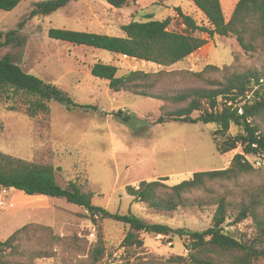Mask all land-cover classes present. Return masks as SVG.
<instances>
[{
    "label": "rangeland",
    "instance_id": "374dc122",
    "mask_svg": "<svg viewBox=\"0 0 264 264\" xmlns=\"http://www.w3.org/2000/svg\"><path fill=\"white\" fill-rule=\"evenodd\" d=\"M39 1L43 0H23L11 11L0 10V33L4 37L0 43L7 32L16 31L12 42L0 46V56L10 54L26 72L56 84L77 103L89 107H73L52 100L49 113L31 117L21 102L15 110L0 102V153L53 165L61 185L76 181L84 192L93 195L96 205L111 212L131 211L148 222L166 224L173 229L208 228L215 206L193 205L171 214L156 213L146 203L134 202L126 186L164 177H168L166 183L173 185L191 178L197 171L225 169L231 165L234 155L242 152L241 148L221 154L217 143L222 138L215 136L218 125L214 123H157L161 115L175 106L131 92H115L108 81L92 75L91 67L96 62L113 64L118 67V76L131 70L177 71L163 86L171 89L202 86L204 83L189 73L204 71L208 65L217 67L205 72L215 81H224L231 73L247 69L264 71V42H259L256 51L246 52L235 37L209 38L206 34L208 42L203 47L186 60L164 67L56 40L48 32L50 28H65L123 36L122 25L132 20H148L149 15L157 19L171 17L170 29L182 31L185 25L176 7L199 25H209L192 0H129L122 8L111 6L106 0H77L48 15L30 17L34 4ZM237 2L221 0L227 20ZM117 111L130 115V120L116 116ZM258 124L264 130V117ZM237 132L238 127L232 125L230 133ZM246 157L253 163L252 171L230 181L212 183L208 190H199L195 195L210 199L223 194L245 203L259 200L258 209L264 215V160L259 155ZM28 224L30 228L19 235L15 246L2 254L4 260L84 264L89 249L100 235L106 246L103 264H121L140 257L166 261L173 255L188 254L184 239L176 233L169 236L143 233L142 249H125L121 242L128 227L123 223L104 220L96 226L87 218L83 207L63 198L28 196L15 189H2L0 240H6ZM35 253L48 255L36 258ZM258 264H264V259Z\"/></svg>",
    "mask_w": 264,
    "mask_h": 264
},
{
    "label": "trees",
    "instance_id": "16d2710c",
    "mask_svg": "<svg viewBox=\"0 0 264 264\" xmlns=\"http://www.w3.org/2000/svg\"><path fill=\"white\" fill-rule=\"evenodd\" d=\"M22 1L0 0V10L11 11ZM72 1L77 0L36 2L30 17L48 15ZM106 1L116 8L129 4V0ZM192 1L206 16L209 25H199L193 17L176 7L175 11L185 25L182 31L170 29L171 17L157 19L149 15L148 20H132L122 25L123 36L65 28H50L48 35L56 40L103 49L164 67L186 60L203 47L208 42V38L204 36L206 34L209 38L215 35L235 37L246 52L256 51L259 42H264V0H238L229 20L226 19L221 0ZM15 33V30L7 32L0 46L12 42ZM2 38L3 34L0 33V39ZM216 68L208 65L204 71L189 73L202 81V86L171 89L163 86V83L177 74V71L131 70L118 76V67L113 64L96 62L91 67L92 75L108 81L110 89L115 92H131L175 106L161 115L157 123H214L218 125L215 136L222 138L217 143L221 154L241 148L242 152L235 154L231 165L225 169L197 171L191 178L173 185L166 183L168 177H164L142 180L138 186H126V191L134 202L146 203L156 213L171 214L193 205L215 206L212 221L205 230L173 229L166 224L148 222L131 211L125 214L111 212L96 205L93 195L84 192L76 181H70L66 186L61 185L53 165L27 161L4 153H0V191L15 189L28 196L63 198L83 207L87 211V218L96 226H100L104 220L123 223L128 227L121 242V247L125 249H142L145 244L143 233L155 236L176 233L184 239L188 250L186 256L173 255L166 261L140 257L121 264H258L264 259V215L258 209L260 201L253 199L248 203L237 202L223 194H216L210 199H201L195 195L199 190H208L212 183L230 181L252 171L253 163L247 159V155H259L264 160V130L258 124V120L264 117V71L247 69L231 73L224 81H215L208 78L205 72ZM249 93L251 97H248ZM220 98L224 100L222 103ZM243 99L245 101L241 104ZM52 100L73 107H89L77 103L69 92L56 84L26 72L10 54L0 56V102L8 104L11 110H15L16 104L21 102L26 107V113L35 117L39 113H49ZM225 101H231L232 104L228 105ZM219 103L223 105L221 110L217 108ZM239 105L243 109L242 114L238 111ZM116 116L124 121L131 118L122 111H117ZM232 125L238 127L235 135L230 133ZM28 228L29 224L24 225L6 240H0V264H32L2 258V254L8 248H13L19 235ZM35 254L36 258L48 255ZM105 256L106 246L100 235L89 249L88 259L84 264H103Z\"/></svg>",
    "mask_w": 264,
    "mask_h": 264
},
{
    "label": "built area",
    "instance_id": "2783aa9c",
    "mask_svg": "<svg viewBox=\"0 0 264 264\" xmlns=\"http://www.w3.org/2000/svg\"><path fill=\"white\" fill-rule=\"evenodd\" d=\"M124 56H126V55H124ZM126 57H127V56H126ZM219 101L222 103V101H224V100H222V98H220ZM244 101H245V100H244ZM225 102H226L228 105H231V104H232L231 101H225ZM221 103H219V104H218V107H217V108L220 109V110L223 108V105H222ZM238 111H239L240 114L243 113V109H242V107H241L240 105H239V110H238ZM1 204H3V202H1Z\"/></svg>",
    "mask_w": 264,
    "mask_h": 264
},
{
    "label": "crops",
    "instance_id": "0c3cea01",
    "mask_svg": "<svg viewBox=\"0 0 264 264\" xmlns=\"http://www.w3.org/2000/svg\"><path fill=\"white\" fill-rule=\"evenodd\" d=\"M14 233V232H13Z\"/></svg>",
    "mask_w": 264,
    "mask_h": 264
}]
</instances>
